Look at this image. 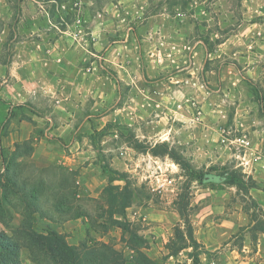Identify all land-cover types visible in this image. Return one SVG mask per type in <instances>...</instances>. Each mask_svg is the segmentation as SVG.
Masks as SVG:
<instances>
[{"label": "rangeland", "instance_id": "374dc122", "mask_svg": "<svg viewBox=\"0 0 264 264\" xmlns=\"http://www.w3.org/2000/svg\"><path fill=\"white\" fill-rule=\"evenodd\" d=\"M28 46L57 51L49 59L74 94V122L90 114L81 129L95 166L76 184L75 173L30 156L32 138L20 145L27 158L0 166V229L20 245L21 264H61L65 253L44 237L51 229L82 264H140L151 259L150 226L188 240L199 217L211 224L235 211L255 219L258 244L264 170L234 140L258 142L264 156V0H0V58ZM5 109L0 102V140ZM109 183L130 192L113 214Z\"/></svg>", "mask_w": 264, "mask_h": 264}, {"label": "crops", "instance_id": "0c3cea01", "mask_svg": "<svg viewBox=\"0 0 264 264\" xmlns=\"http://www.w3.org/2000/svg\"><path fill=\"white\" fill-rule=\"evenodd\" d=\"M1 51L0 48V55ZM11 55L8 60L0 58V102L5 104L8 118V132L0 140V166L6 167L12 157L16 161L27 158L20 145L32 138L31 157L41 165L55 164L75 173V182L80 183L81 177H89L95 166L92 158L94 149L89 139L87 144L83 143L85 130L81 129L90 114L87 113L82 122H74L77 111L67 107L74 94L64 89V79L58 77L56 63L49 59V55H57V51L55 48L28 46L17 47ZM79 86H76L77 90ZM82 97L77 96L81 103L84 102ZM251 144V153L258 154L259 158L257 161L251 159L250 165L256 168L255 172H261L264 170V156L260 144ZM5 155L8 156L5 158ZM224 194L222 192L221 195ZM180 213L178 210L173 214L180 218ZM140 215L143 221L148 219L145 213ZM204 217L196 220L192 230L197 249L202 250L197 252L198 264H264V231L261 234L263 238L259 237L256 244L255 219L250 218L249 211H235L229 218L217 219L211 224L203 223ZM239 227H243L245 238L242 240H237ZM142 235L149 244L151 260L157 264H193L192 244L183 243L175 251L176 246L172 245L174 237L167 240L155 226H150ZM159 246L163 247L160 256L156 250Z\"/></svg>", "mask_w": 264, "mask_h": 264}, {"label": "trees", "instance_id": "16d2710c", "mask_svg": "<svg viewBox=\"0 0 264 264\" xmlns=\"http://www.w3.org/2000/svg\"><path fill=\"white\" fill-rule=\"evenodd\" d=\"M190 168V165L187 163L184 168ZM103 171L108 173L109 178H114V171L108 168L106 165H102ZM192 170V169H191ZM191 175L200 181H211L214 179V176L207 174L206 172H191ZM229 184H235L236 186H242L244 184L243 180L240 181L239 178H233L232 176L229 178H226L225 180ZM103 192L105 194V200L108 205V211L110 214H113L115 212V208L117 206V203L120 200H126L130 196V192L126 189L124 191H118L115 189V186L112 184H107ZM189 225L187 224V227ZM188 232V236L190 239L183 240V239H177L174 237L172 240V245H175V251L183 245V243H190L193 245V252L191 255H193V264H198V250H197V243L194 241L192 232L190 228L186 229ZM46 235L44 236L46 239L49 240V245L51 247H54L55 249H59L60 251H63L65 255H60V263L61 264H82L83 259L81 258V255L79 254V251L76 246L68 244L63 234L56 232V230H48L46 231ZM135 238L141 240L143 242V239L140 238L137 234L134 235ZM189 241V242H187ZM174 247V246H172ZM19 249L20 245L11 238L6 232L0 229V264H21L19 259ZM94 259V258H93ZM117 259V257H116ZM137 261H139L140 264H157L155 261H152L151 259H148L146 257H139L137 258ZM127 262L125 260H120L119 264H126Z\"/></svg>", "mask_w": 264, "mask_h": 264}, {"label": "built area", "instance_id": "2783aa9c", "mask_svg": "<svg viewBox=\"0 0 264 264\" xmlns=\"http://www.w3.org/2000/svg\"><path fill=\"white\" fill-rule=\"evenodd\" d=\"M234 141H235V143H236L239 147H241V148L244 149L245 151L251 148V143H250V141H249L247 138H245V137H242V136H241V137H236V139H235ZM238 154H239V156H240L241 152H239ZM258 158H259L258 154H256V155H253V154H252V156H251V159H252L253 161H257ZM248 162H249V161H248ZM248 162H246V164H247ZM242 163H243V162H242ZM166 182H167V178H163V180L158 184V188L161 189L162 187H164V186L166 185ZM168 182H170V180H169Z\"/></svg>", "mask_w": 264, "mask_h": 264}]
</instances>
